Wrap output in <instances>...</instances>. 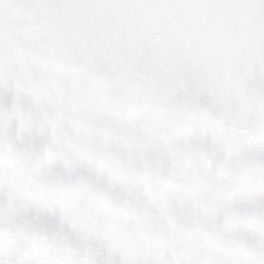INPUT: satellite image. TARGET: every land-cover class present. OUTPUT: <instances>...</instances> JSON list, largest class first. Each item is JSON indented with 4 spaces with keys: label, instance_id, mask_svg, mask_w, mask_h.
<instances>
[{
    "label": "snow or ice",
    "instance_id": "1",
    "mask_svg": "<svg viewBox=\"0 0 264 264\" xmlns=\"http://www.w3.org/2000/svg\"><path fill=\"white\" fill-rule=\"evenodd\" d=\"M0 264H264V0H0Z\"/></svg>",
    "mask_w": 264,
    "mask_h": 264
}]
</instances>
